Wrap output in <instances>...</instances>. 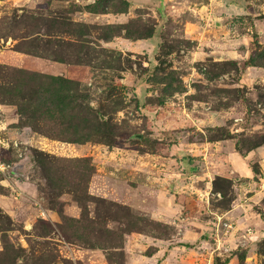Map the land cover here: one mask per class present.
<instances>
[{"label":"rangeland","instance_id":"1","mask_svg":"<svg viewBox=\"0 0 264 264\" xmlns=\"http://www.w3.org/2000/svg\"><path fill=\"white\" fill-rule=\"evenodd\" d=\"M164 1L0 0V264H264V0Z\"/></svg>","mask_w":264,"mask_h":264},{"label":"crops","instance_id":"2","mask_svg":"<svg viewBox=\"0 0 264 264\" xmlns=\"http://www.w3.org/2000/svg\"><path fill=\"white\" fill-rule=\"evenodd\" d=\"M129 1L133 5L146 6L153 11L156 10L158 6L162 4V2H166L164 0ZM224 7L227 10H232V8H238L239 4L237 0H231V2H228L227 5L224 4ZM0 126L2 125L0 124ZM1 140H3V138L0 136V141ZM226 154L229 162L233 165V167L230 168V172H236L238 174L239 179L241 178V176L244 177L243 180L252 176L253 173L251 169L249 167L244 166L245 160L241 155L238 154L237 151L229 149L227 150ZM247 156H249L252 160L256 161L259 164V170L261 174L259 175V179H261V183L258 184L259 188L247 189V187H245V184H242L241 188L251 191H249L248 194L245 193L247 191L242 192L241 194H236V196L231 199L228 208L222 211V214L226 218H231L234 221H238V223L243 226H245V224L247 223L253 222L254 224H256V227L254 228L255 230L253 231H256V233L260 236H264V218L258 216L259 212L252 208V205L256 204V202L260 200L262 195H264V190L262 189V187L259 186H262V184H264V143L256 146L254 149L249 151ZM227 175L231 177V173H227ZM160 264H165V261L162 260Z\"/></svg>","mask_w":264,"mask_h":264},{"label":"trees","instance_id":"3","mask_svg":"<svg viewBox=\"0 0 264 264\" xmlns=\"http://www.w3.org/2000/svg\"><path fill=\"white\" fill-rule=\"evenodd\" d=\"M225 260H226V259H225ZM214 264H225V261H223L222 263H219L217 257H215V259H214Z\"/></svg>","mask_w":264,"mask_h":264}]
</instances>
